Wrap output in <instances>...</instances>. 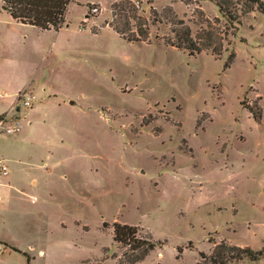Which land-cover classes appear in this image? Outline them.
<instances>
[{
	"label": "rangeland",
	"instance_id": "obj_1",
	"mask_svg": "<svg viewBox=\"0 0 264 264\" xmlns=\"http://www.w3.org/2000/svg\"><path fill=\"white\" fill-rule=\"evenodd\" d=\"M99 1L85 24L80 3L32 30L40 100L0 133V237L18 251L0 264H123L114 222L161 243L138 264H264V13L231 28L209 0ZM185 28L198 52L165 43Z\"/></svg>",
	"mask_w": 264,
	"mask_h": 264
},
{
	"label": "trees",
	"instance_id": "obj_2",
	"mask_svg": "<svg viewBox=\"0 0 264 264\" xmlns=\"http://www.w3.org/2000/svg\"><path fill=\"white\" fill-rule=\"evenodd\" d=\"M206 1V0H203ZM215 4L218 13L225 21L226 25L231 28H236L241 24L244 17L252 12L264 13V4L260 0H209ZM3 8L10 16L25 25L33 26L39 30L58 31L64 24L65 15L71 0H2ZM121 4L131 5L129 0H122L113 6V10H120ZM116 33L125 38L128 42H139L145 40L148 32L136 29V34L128 33L125 35V30L118 28L116 25L109 24ZM126 33V32H125ZM136 35L138 38H136ZM165 43L181 47L190 48L192 52H198L200 49L194 44L191 39L188 29H184L181 33L175 32L173 39H165ZM219 52H214L213 55ZM235 58L234 52H231L227 61L224 63V68L227 69ZM253 118L257 121L261 120V110L256 111L252 107H247ZM112 242L119 245L124 252L122 253L123 264H138L143 261L152 251L161 245L160 242L154 241L150 233H144L142 228L125 223L114 222L112 224ZM11 250L18 252L16 249ZM180 253L181 249H177ZM205 258L202 253L199 255ZM262 256V250L251 252L243 250L241 257L217 254L210 257V262L213 264H228L233 260H241L242 257L248 258L250 261H258ZM28 263V260H27ZM197 264V263H196Z\"/></svg>",
	"mask_w": 264,
	"mask_h": 264
},
{
	"label": "crops",
	"instance_id": "obj_3",
	"mask_svg": "<svg viewBox=\"0 0 264 264\" xmlns=\"http://www.w3.org/2000/svg\"><path fill=\"white\" fill-rule=\"evenodd\" d=\"M93 1L97 4V6H99V8L101 7V10H104L99 0ZM73 4H80V2L71 1L65 15L64 23L68 22L70 18L71 8ZM85 16L83 17V19L85 18ZM96 16L93 17L95 18ZM33 29L39 30L33 26L25 25L14 20L10 16V14L3 8V2L2 0H0V85L3 86V89L0 91V116L6 115L8 113L10 117L19 119L21 128L22 121L28 119V117L31 115L32 108L40 100L38 99L36 92L31 89L33 95L35 96V100L31 108L25 109L29 111L25 112L21 117L20 114L15 113V111L11 110V108L15 104L18 92L26 87L32 86L34 82L35 44L32 37H30ZM38 50H40V48H37V51ZM41 50H43V48H41ZM42 59H46L45 54L42 56ZM27 122H29V120H27ZM0 161H2V163L7 168L6 175H0V188L8 189L10 188V185L4 182V179L9 175V168L6 161L1 159ZM0 242L3 243L2 245H4L5 247L7 246V248L9 249L14 248V246H12V244H10V242L4 237H0Z\"/></svg>",
	"mask_w": 264,
	"mask_h": 264
},
{
	"label": "built area",
	"instance_id": "obj_4",
	"mask_svg": "<svg viewBox=\"0 0 264 264\" xmlns=\"http://www.w3.org/2000/svg\"><path fill=\"white\" fill-rule=\"evenodd\" d=\"M71 1H81L80 3H84L87 7V15L81 22V24H85L88 20V17L96 16L100 13V8L93 0H71ZM79 31H84V26L78 27ZM35 100V96L33 92L28 88H24L20 90L17 94L15 104L11 108L12 111H17L19 107L22 109H29L31 108L33 102ZM21 125L20 120L17 118H12L8 115L0 116V133H4L7 135H14L20 131ZM7 168L6 166L0 161V175H6ZM4 246L0 243V251H2Z\"/></svg>",
	"mask_w": 264,
	"mask_h": 264
}]
</instances>
